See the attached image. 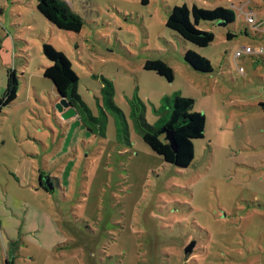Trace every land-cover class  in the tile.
<instances>
[{"label":"rangeland","instance_id":"1","mask_svg":"<svg viewBox=\"0 0 264 264\" xmlns=\"http://www.w3.org/2000/svg\"><path fill=\"white\" fill-rule=\"evenodd\" d=\"M64 1L80 32L51 24L39 0H0V97L9 72L19 81L0 108V264H264V54L234 60L264 45L246 0ZM249 1L263 17L264 0ZM184 4L229 8L236 21H201L215 39L198 46L166 26ZM44 44L79 77L85 106L70 117L44 75ZM188 50L212 71L193 68ZM157 59L172 81L145 68ZM176 94L206 117L188 167L142 137L144 121L167 122Z\"/></svg>","mask_w":264,"mask_h":264},{"label":"trees","instance_id":"2","mask_svg":"<svg viewBox=\"0 0 264 264\" xmlns=\"http://www.w3.org/2000/svg\"><path fill=\"white\" fill-rule=\"evenodd\" d=\"M146 1L143 0V3ZM37 8L51 24L59 29L72 32H80L83 29V18L64 0H39ZM201 21H219L226 25L236 21V13L234 10L222 6L204 9L197 5L190 8L184 4L175 6L171 10L166 26L177 32L183 39L203 47L210 45L215 39V35L209 30L201 29L199 26ZM227 36L234 35L229 32ZM43 54L51 62V65L45 69V77L52 80L59 97H65L70 106L79 111L85 104L78 93L79 77L73 70L71 61L51 44L43 45ZM185 60L196 70L212 71L211 62L192 50L186 52ZM145 68L158 72L169 81L174 78L173 69L163 60H148ZM18 89V77L15 72H9L6 90L0 97V108L16 99ZM193 105L192 98L176 94L167 122L161 127L149 125L145 121L142 123L144 142L163 156L166 162L179 167H188L192 163L195 155L194 140L204 136L206 117L199 112H191ZM164 127L174 132L178 146L177 152L171 148L166 138H162L161 129Z\"/></svg>","mask_w":264,"mask_h":264},{"label":"built area","instance_id":"3","mask_svg":"<svg viewBox=\"0 0 264 264\" xmlns=\"http://www.w3.org/2000/svg\"><path fill=\"white\" fill-rule=\"evenodd\" d=\"M251 3L249 0H246L242 3L240 7L241 10L246 15L247 23L251 26V29L255 32H258L264 35V17H259L254 9L250 7ZM264 54V45L252 46V45H242L238 47L234 52V60L237 61L239 58L244 55H263ZM238 69L241 74H245V68L241 65H238Z\"/></svg>","mask_w":264,"mask_h":264},{"label":"water","instance_id":"4","mask_svg":"<svg viewBox=\"0 0 264 264\" xmlns=\"http://www.w3.org/2000/svg\"><path fill=\"white\" fill-rule=\"evenodd\" d=\"M60 111H62L64 117H70L76 114V108L70 106V103L67 101L65 97L60 98L59 101ZM161 133L165 135L166 140L169 142L171 148L177 152L178 146L174 137V132L168 128H162ZM47 186V184H46ZM195 243H191L186 247V253H191L193 251Z\"/></svg>","mask_w":264,"mask_h":264},{"label":"flooded vegetation","instance_id":"5","mask_svg":"<svg viewBox=\"0 0 264 264\" xmlns=\"http://www.w3.org/2000/svg\"><path fill=\"white\" fill-rule=\"evenodd\" d=\"M45 181H46V183H51V177H46V180H45ZM46 183H45V184H46ZM42 184H43V186H44V183H42ZM43 186H42V187H43ZM43 188H45V187H43ZM45 189H46V188H45Z\"/></svg>","mask_w":264,"mask_h":264},{"label":"crops","instance_id":"6","mask_svg":"<svg viewBox=\"0 0 264 264\" xmlns=\"http://www.w3.org/2000/svg\"><path fill=\"white\" fill-rule=\"evenodd\" d=\"M262 14H264V13H262ZM264 17V16H263ZM234 35V34H233ZM52 178V177H51Z\"/></svg>","mask_w":264,"mask_h":264}]
</instances>
